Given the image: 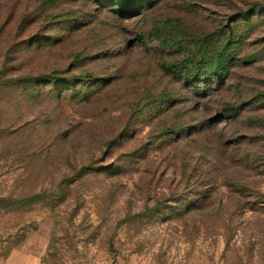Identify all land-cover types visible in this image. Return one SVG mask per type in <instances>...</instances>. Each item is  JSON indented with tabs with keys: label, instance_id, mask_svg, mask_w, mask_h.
<instances>
[{
	"label": "rangeland",
	"instance_id": "374dc122",
	"mask_svg": "<svg viewBox=\"0 0 264 264\" xmlns=\"http://www.w3.org/2000/svg\"><path fill=\"white\" fill-rule=\"evenodd\" d=\"M0 264H264V0H0Z\"/></svg>",
	"mask_w": 264,
	"mask_h": 264
}]
</instances>
